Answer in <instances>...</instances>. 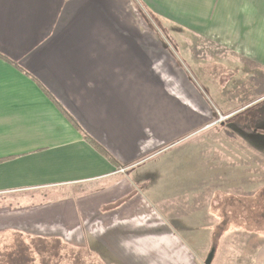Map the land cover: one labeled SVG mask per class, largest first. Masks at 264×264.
I'll return each instance as SVG.
<instances>
[{
    "label": "crops",
    "instance_id": "obj_1",
    "mask_svg": "<svg viewBox=\"0 0 264 264\" xmlns=\"http://www.w3.org/2000/svg\"><path fill=\"white\" fill-rule=\"evenodd\" d=\"M263 100L264 0H0V196L39 198L0 233L40 264L204 263L222 202L264 185Z\"/></svg>",
    "mask_w": 264,
    "mask_h": 264
},
{
    "label": "rangeland",
    "instance_id": "obj_2",
    "mask_svg": "<svg viewBox=\"0 0 264 264\" xmlns=\"http://www.w3.org/2000/svg\"><path fill=\"white\" fill-rule=\"evenodd\" d=\"M145 12V11H144ZM144 17L148 20L151 18L150 14L147 12L143 13ZM149 15V16H148ZM149 22V21H148ZM152 30L161 31L164 30L161 24H158L157 21L153 19L152 22ZM146 25V23H145ZM147 26V25H146ZM165 31V30H164ZM237 69L233 67V71ZM238 79H243L246 72L244 71V67H239ZM232 93L230 95L231 98L237 97L238 100H244L248 97H256L257 95L263 92L262 89H257L256 87L245 88L244 84H232L231 87L228 88ZM228 90V91H229ZM238 93H242L238 94ZM257 94V95H256ZM237 105H235V109H237ZM260 107H264V100ZM251 114V112H250ZM249 113H245L243 115H235L232 118L229 116L223 115L220 116L217 120V123L212 127L215 130H219L222 128H230L237 129L241 126V121L244 120V123L249 125L251 130H257V122L255 123V114L251 115ZM249 140H251V136H247ZM264 143V141H260ZM253 180V179H252ZM239 186V185H238ZM46 194V193H44ZM35 194H23V195H15V196H0V203L7 205L9 203H15L24 199H28L29 201H34ZM23 198V199H21ZM225 209L227 211V216L222 217L223 221L221 224L226 223L228 228H232L233 232L225 233L224 237L219 240V237L223 235V231L217 233L215 240H217L213 247H211V252L213 248L216 249V254L212 264H246L243 259L245 258V262L247 261L248 256H252V252L250 251L249 243L252 239L257 241L261 238L260 235H264V185L260 184H245L244 183V194L235 195L233 194L232 201L229 199H225L221 206L219 213L222 214V210ZM256 213H259L255 216ZM238 226H243L241 229H245L244 233L234 232L238 229ZM32 239H23L15 238L12 233H0V264H34V260H36L35 264H40L41 260L38 256L37 251L35 252L34 247L32 246ZM234 243V244H233ZM251 243V242H250ZM253 245V244H251ZM206 255L202 262L205 263L207 258ZM202 263V264H204Z\"/></svg>",
    "mask_w": 264,
    "mask_h": 264
},
{
    "label": "water",
    "instance_id": "obj_3",
    "mask_svg": "<svg viewBox=\"0 0 264 264\" xmlns=\"http://www.w3.org/2000/svg\"><path fill=\"white\" fill-rule=\"evenodd\" d=\"M215 254H216V249L213 248L211 250V252L209 253V255H208V257H207V259H206L204 264H212V262L214 260V257H215Z\"/></svg>",
    "mask_w": 264,
    "mask_h": 264
},
{
    "label": "trees",
    "instance_id": "obj_4",
    "mask_svg": "<svg viewBox=\"0 0 264 264\" xmlns=\"http://www.w3.org/2000/svg\"><path fill=\"white\" fill-rule=\"evenodd\" d=\"M261 212H263V215H264V211H261ZM257 214H259V213H256L255 216H256ZM221 229H223V228H221V226H220L218 232L222 231ZM218 232H217V233H218Z\"/></svg>",
    "mask_w": 264,
    "mask_h": 264
}]
</instances>
